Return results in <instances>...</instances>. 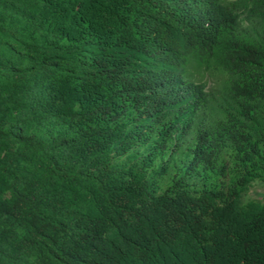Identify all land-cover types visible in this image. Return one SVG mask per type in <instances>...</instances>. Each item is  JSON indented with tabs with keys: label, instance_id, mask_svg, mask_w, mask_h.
<instances>
[{
	"label": "trees",
	"instance_id": "obj_1",
	"mask_svg": "<svg viewBox=\"0 0 264 264\" xmlns=\"http://www.w3.org/2000/svg\"><path fill=\"white\" fill-rule=\"evenodd\" d=\"M255 183L264 0H0V264H264Z\"/></svg>",
	"mask_w": 264,
	"mask_h": 264
},
{
	"label": "rangeland",
	"instance_id": "obj_2",
	"mask_svg": "<svg viewBox=\"0 0 264 264\" xmlns=\"http://www.w3.org/2000/svg\"><path fill=\"white\" fill-rule=\"evenodd\" d=\"M195 79L196 80L200 79V76H196ZM202 81L208 82L207 77H204ZM263 197H264V183L253 184L246 195L247 200H261Z\"/></svg>",
	"mask_w": 264,
	"mask_h": 264
}]
</instances>
